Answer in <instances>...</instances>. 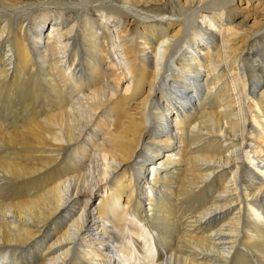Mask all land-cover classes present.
Returning a JSON list of instances; mask_svg holds the SVG:
<instances>
[{
	"label": "bare ground",
	"instance_id": "6f19581e",
	"mask_svg": "<svg viewBox=\"0 0 264 264\" xmlns=\"http://www.w3.org/2000/svg\"><path fill=\"white\" fill-rule=\"evenodd\" d=\"M0 264H264V0H0Z\"/></svg>",
	"mask_w": 264,
	"mask_h": 264
},
{
	"label": "rangeland",
	"instance_id": "374dc122",
	"mask_svg": "<svg viewBox=\"0 0 264 264\" xmlns=\"http://www.w3.org/2000/svg\"><path fill=\"white\" fill-rule=\"evenodd\" d=\"M243 14V13H242ZM125 88V85L123 86V89ZM94 147H96L97 145L95 144V145H93ZM100 190V189H99ZM149 193V192H148ZM100 195H101V193L100 192H96V195L94 196V198L92 199V201L90 202V205L92 206L93 205V207L91 208V209H94V204H98L99 203V199H100ZM131 224H133V223H131ZM131 224H130V226H131ZM133 227H134V225H132ZM131 226V227H132ZM133 229V228H132ZM126 235H128V237H132V235L131 234H129V233H126ZM131 235V236H130ZM131 240H132V238H130ZM129 245H131V244H129ZM141 250V251H140ZM141 253H143V249L141 248V247H139V249H137L136 250V257H140L141 256ZM140 255V256H139ZM143 255V254H142ZM142 257V256H141Z\"/></svg>",
	"mask_w": 264,
	"mask_h": 264
}]
</instances>
